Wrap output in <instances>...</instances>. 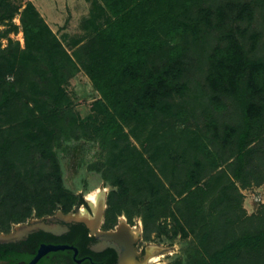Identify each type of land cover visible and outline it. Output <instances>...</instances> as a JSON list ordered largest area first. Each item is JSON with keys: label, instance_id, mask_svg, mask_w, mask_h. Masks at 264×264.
Segmentation results:
<instances>
[{"label": "rangeland", "instance_id": "obj_1", "mask_svg": "<svg viewBox=\"0 0 264 264\" xmlns=\"http://www.w3.org/2000/svg\"><path fill=\"white\" fill-rule=\"evenodd\" d=\"M117 2L0 0V169L3 161L13 166L30 188L55 181V172L64 175L71 192L79 186L70 211L104 190L106 211L122 180L128 189L123 209L107 226L125 221L138 233L140 248L174 247L157 256L151 249L148 261L159 258L154 264H184L192 249L208 258L263 233L264 131L244 140V105L233 97L217 100L210 78L211 57L229 30L252 57L264 59V0H180L179 90L155 110L129 97L134 109L101 156L95 129L105 118L93 75L111 55L95 37L113 19L109 4ZM26 24L48 29L58 42L60 104L50 63L37 40L28 42ZM157 37L161 48L149 55L150 65H163L174 52L167 29ZM260 124L264 128V110ZM66 137L75 147L61 158L55 142ZM45 216L34 211L29 219ZM233 264H264V245L239 249Z\"/></svg>", "mask_w": 264, "mask_h": 264}, {"label": "trees", "instance_id": "obj_2", "mask_svg": "<svg viewBox=\"0 0 264 264\" xmlns=\"http://www.w3.org/2000/svg\"><path fill=\"white\" fill-rule=\"evenodd\" d=\"M179 1L118 0L116 6L109 4L113 19L97 30L95 41L107 46L111 56L101 65V72L93 75V85L101 96L99 103L105 118L104 123L95 129L101 156L108 151L112 140L120 133L122 123L134 109L133 106L131 110L129 97L135 95L133 105L155 110L159 102L179 90L180 47L177 34L183 32L185 27L182 10L178 7ZM165 29L174 42L171 48L174 52L163 65H150L149 55L161 48L157 35ZM47 30L26 24L28 42L37 40L40 51L50 63L57 86L54 98L60 104L64 96L61 88L64 79L57 62L58 42L54 37H48ZM225 42L211 57L213 66L210 84L217 100L224 96L242 102L247 124L244 140H257L264 131L260 124L264 110V59L252 57L233 30H229ZM74 147L69 137L55 142L57 154L61 158ZM50 149L53 150V147ZM2 155L0 150V158ZM80 167H83V163ZM52 176L56 178L55 181L30 188L22 175L14 172L13 166L3 161L0 169V224L10 227L12 223L25 222L34 211L40 216L52 215L57 210L69 212L76 200L73 192L79 186L71 192L65 185L64 175L55 172ZM88 185L85 179L83 186ZM127 193L125 183L119 180L108 197V224L109 220L113 222L122 212ZM81 202L82 199L79 204ZM177 235L178 232H175L169 236L171 242ZM188 237V231L183 228L182 238ZM161 241L166 242V239ZM263 245L264 232L257 236L248 234L208 258H204L197 249H192L185 255L184 264H233L239 249L255 251Z\"/></svg>", "mask_w": 264, "mask_h": 264}, {"label": "flooded vegetation", "instance_id": "obj_3", "mask_svg": "<svg viewBox=\"0 0 264 264\" xmlns=\"http://www.w3.org/2000/svg\"><path fill=\"white\" fill-rule=\"evenodd\" d=\"M102 192L96 206L88 198L67 213L58 210L52 215L28 219L10 227L0 224V264H31L43 245L68 246L71 249L49 252L36 264H118L117 250L104 247V240L98 234L114 231L121 223L120 221L118 225L107 226L105 209L101 212L106 202L105 190ZM59 212L66 216L73 214L80 218V221L66 222L58 217ZM40 219L47 229L24 234L16 228L22 224L31 225L32 221ZM10 235L12 238L6 241L5 237ZM139 245L140 240L136 244L139 253L137 260L140 262L150 257L151 249H158H148L146 245L140 248ZM154 254L158 255V250Z\"/></svg>", "mask_w": 264, "mask_h": 264}, {"label": "water", "instance_id": "obj_4", "mask_svg": "<svg viewBox=\"0 0 264 264\" xmlns=\"http://www.w3.org/2000/svg\"><path fill=\"white\" fill-rule=\"evenodd\" d=\"M106 205L104 204L102 213L104 212ZM58 217L64 219L66 222L71 221H80V218L77 216H74L73 214L64 215L62 212L58 213ZM53 220V218H50ZM82 221V220H81ZM17 230L24 234H28L31 232H35L38 229H47V226L45 223L40 220H34L32 221L31 225L28 224H22L16 227ZM102 239L104 240V247H112L117 250L119 254V261L118 264H146L148 263V258H145L143 261H138L137 257L139 256V253L137 251L136 244L139 241V235L138 233H135L134 229L130 227L125 221H121L118 228L114 231L110 232H102L98 233ZM12 238V236L5 237L6 241H9ZM158 254H167L171 250L174 249V247L170 248H162L158 247ZM71 249V247L68 246H54V245H43L36 258L33 260L31 264H36L44 255H46L49 252L59 251V250H66Z\"/></svg>", "mask_w": 264, "mask_h": 264}, {"label": "bare ground", "instance_id": "obj_5", "mask_svg": "<svg viewBox=\"0 0 264 264\" xmlns=\"http://www.w3.org/2000/svg\"><path fill=\"white\" fill-rule=\"evenodd\" d=\"M101 198V196L99 197L98 195H94V196H92L91 197V201H92V203L96 206L97 204H98V202H99V199ZM158 249H156L155 250V252L157 251ZM154 256V255H153ZM155 256H157V255H155ZM158 257H155V258H151L149 261H148V263H146V264H154V263H156L157 261H158Z\"/></svg>", "mask_w": 264, "mask_h": 264}]
</instances>
